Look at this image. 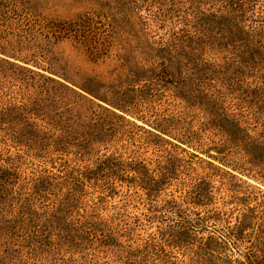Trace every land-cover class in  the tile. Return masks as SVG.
<instances>
[{
	"label": "rangeland",
	"instance_id": "1",
	"mask_svg": "<svg viewBox=\"0 0 264 264\" xmlns=\"http://www.w3.org/2000/svg\"><path fill=\"white\" fill-rule=\"evenodd\" d=\"M189 7L0 0V264H199L158 230L264 219V31L186 65Z\"/></svg>",
	"mask_w": 264,
	"mask_h": 264
},
{
	"label": "trees",
	"instance_id": "2",
	"mask_svg": "<svg viewBox=\"0 0 264 264\" xmlns=\"http://www.w3.org/2000/svg\"><path fill=\"white\" fill-rule=\"evenodd\" d=\"M176 3L173 1L171 7ZM189 9L191 17L185 20L189 29H182L175 34L186 53V65L191 64L188 50L204 52L214 46L230 47L233 50L232 57L237 62L246 63L250 60L247 58L251 56L254 36L264 31V0H190ZM246 21L247 28L243 25ZM261 76L264 82L263 71ZM0 195L4 196L2 188ZM195 197L203 199L205 196L197 194ZM4 205L5 202L0 200V216L6 211ZM221 216L213 212L207 217L214 222L213 230L199 244L192 242L196 225L185 215L160 228L158 234L168 245L183 250L193 248L195 262L199 264L217 261L226 264H264V219L257 216L253 207L241 210L233 224L226 223ZM200 220L198 218L196 221ZM221 220L223 225H219ZM4 222L7 233L12 234L13 221ZM225 248H231L237 257L231 259L223 256L222 250Z\"/></svg>",
	"mask_w": 264,
	"mask_h": 264
}]
</instances>
